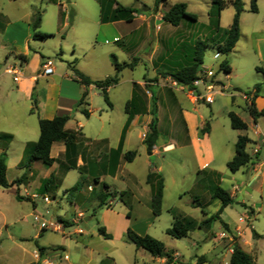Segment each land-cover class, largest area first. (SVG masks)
<instances>
[{
	"label": "rangeland",
	"instance_id": "obj_1",
	"mask_svg": "<svg viewBox=\"0 0 264 264\" xmlns=\"http://www.w3.org/2000/svg\"><path fill=\"white\" fill-rule=\"evenodd\" d=\"M117 1L123 6L134 7L138 10L137 19L133 23H123V28L125 31H132L140 27L137 32V36H140V51L133 52L131 48H122L116 43H104L101 39L98 40V28L101 24L99 22L97 0H12L7 2L4 11L14 25L7 29L5 34L0 32V73L14 61L12 55L14 49L13 46H10V43L16 38L15 27L19 28L18 38L21 42L24 38L23 22L30 18L35 9H40L42 12L40 30L53 35V37L47 40H34L30 37L31 44L34 46L29 55V68L31 70L39 68L38 57L34 55V52L41 54L46 60H52L54 68L58 71H67L68 63L76 60L74 66L81 72H88L96 80H104L115 75L112 55H115L120 63H133L131 68L124 70V76L125 78L140 80L144 85H147L149 109L155 108L157 114V128L159 131L157 146L161 147L159 148L160 154L150 158V164L152 166H161V173L165 180L161 215L154 218L149 228L146 225H141L148 218V214H151L150 200L152 195V190L144 183L147 174L145 163L147 154L142 143L138 142L134 145L135 151L138 153L136 161L133 164L125 163L122 169V172H131L133 174V181L119 179L113 182L108 179V182L118 190H124L126 186H130L131 188H136L140 194L146 193L149 205L143 204L140 206L137 199L133 201L135 205L133 231L145 232L147 230L146 232L150 236L164 243L168 250L178 252L179 254L175 256L174 252H171L173 264L195 263L196 255L202 257L205 255L207 257L208 261L202 264H218L219 260L213 254V247L216 244H221L223 248L225 247L220 264H229L228 248L232 241H229L230 237L227 234L228 225L225 222L227 228L220 222H216L210 231L197 227L187 237L182 239L172 238L166 233L173 224L174 215L187 216L199 223L215 215L221 202L212 200L211 193L207 188L204 189L206 185L197 181L198 169L192 158L181 163L174 159L173 154L163 152L162 146L169 140V130H176L179 134L184 132L186 124L183 119L182 109L191 107L193 99L189 97L188 91L173 86V81L160 79L156 74L169 72L173 66L172 63L181 60V52L179 50L188 49L198 40L208 43L204 55V65L213 69L216 79L222 81L221 84L226 86V88H224L223 93H218L214 96L212 105L201 102L196 104L197 115H201L210 125L211 144L215 156V163L211 168L215 166L217 170L224 173L219 185L228 192L233 191L237 182L234 180L235 174L231 173L226 166V151L234 152V144L238 136L241 135V131L231 128L228 114L233 111L242 120L250 122V114L246 103L242 101V97L244 94L253 91L256 85H260V89L264 87V75L257 70L258 68H263L264 64L259 61L258 57L256 58L255 51L258 50V47H252V41H254L255 45L256 39H264V0L257 1L258 13L251 12L250 0H241L244 4V11L240 19V39L235 50L228 55H222L218 60L214 59V55L218 52L217 45L222 40L220 36H216L214 26L210 24V12L213 10L211 0H168L157 8H155L156 0ZM178 3H186L188 12L197 15V22L185 21L179 27H174L169 23L165 25L162 24L163 22L160 24L156 23V19L157 21L161 20L158 17L163 16L172 5ZM61 5L65 7L67 26H63L59 22ZM234 15L235 10L231 5L221 12L219 21L223 30L231 27ZM61 43L64 45L63 52L65 54H61L59 49ZM3 46L4 49L2 50L1 47ZM164 54L167 59L159 61L158 59ZM134 59L136 60L134 61ZM224 60H227L234 69L229 80H226L228 74L219 68ZM156 67L158 71L155 73L154 68ZM120 76L119 74V79ZM9 77L4 78L2 83L4 98L7 95V91L16 90V84L12 77ZM45 81L46 79L41 80V84ZM38 89L40 87L36 88L34 99H36ZM125 90L126 86L123 84L112 92L111 96L115 103L114 109H111L106 104L100 91L97 89L92 90L87 99L89 102L87 108L93 112L90 116L91 118H86L81 112H78L77 119L86 123L87 130H95L99 123V116L102 114L109 123L106 124V128L111 133H114L113 131L118 127L120 119L124 116L123 103L119 100ZM232 96H237L235 103H233ZM33 102L22 101V106L18 109V113H31ZM100 108L106 112L102 113ZM2 113L7 114L5 112ZM39 115V111L34 110L28 116L29 122L26 125L31 130H35L36 134L39 132ZM0 129L18 132L14 138L8 135L0 138V144L4 145L3 148L8 157L7 180L12 183L26 172L24 168L19 166L24 154L21 142L32 137L23 134V132L19 133L17 127L9 128L7 121L3 117L2 119L0 118ZM253 146V144L248 145L249 152L252 151ZM46 171L47 166L39 161L35 166L36 177L32 185L25 188L28 184L27 179H25L22 184L24 187H22L21 191L19 187L14 192L16 186L0 189V264H29L32 260L31 253L37 250L35 242H43L46 246H64L65 253L70 260L61 262L58 259L57 263L54 259L53 264H85L88 258L80 255L75 247L83 251L88 242H91L89 248L93 250V256L96 258L106 253H115L117 254L116 256L119 255L117 258L120 261L123 260V264H160L159 261L153 260L154 257L148 251L141 250L137 252L134 244L127 238L125 231L127 219L125 217L116 222L117 218L125 215L127 211V208L121 203L119 198L112 200L113 206V203L107 202V208L111 209L103 214L108 222V231L112 235L110 240H106L99 235L98 230L104 226V220L98 213L99 207L97 205L95 206L98 211L96 214H94L93 207H88L84 211L85 216L91 217V220L87 222L78 221V224H80L78 228L85 232L83 237L69 235L77 226L69 230L65 229L64 234L56 232L53 228L41 229L44 221L58 224L59 216L69 218L77 216V213L72 209L70 201L64 197L63 189H58V191L47 195L51 201L49 204L44 201L43 195L36 190L40 179L45 176ZM236 177L245 179L246 176L239 172ZM86 179L85 175L74 170L67 176L63 187L73 186L77 180L84 183ZM92 182L96 186L94 180ZM87 191L92 192L93 190L88 188ZM34 192L37 193L34 194ZM17 195L23 199L17 200ZM92 195L89 202L93 197H97L96 193ZM238 199L239 201L245 200V204L248 207H253L258 215L252 226L256 232L263 235L259 249L264 258V186L262 192L252 188L244 189ZM56 200L59 201L60 205ZM125 200L130 201L128 197H125ZM197 203L202 208L197 207ZM33 205L37 206L34 208ZM202 209L207 213V216L203 214ZM245 211L244 205L234 203L226 209V214L232 221L237 222ZM36 216L41 218L39 222L35 220ZM247 221L250 224V221ZM60 229L63 230V228ZM41 231L44 233L41 238H38ZM223 234L225 236H222ZM212 239L214 240L213 242L211 241ZM200 259L201 257L197 261L199 264L201 263ZM102 264L109 263L105 261Z\"/></svg>",
	"mask_w": 264,
	"mask_h": 264
},
{
	"label": "crops",
	"instance_id": "obj_2",
	"mask_svg": "<svg viewBox=\"0 0 264 264\" xmlns=\"http://www.w3.org/2000/svg\"><path fill=\"white\" fill-rule=\"evenodd\" d=\"M11 1L12 0H0V32H3V34H5V31L7 29H9L12 25H14L12 21L9 19V17L6 16V13L4 11L5 10L4 7L7 4V2H11ZM59 13H60L59 14L60 24L61 25L63 24V26H67L68 24L67 14L65 12L64 6L61 5V9ZM137 14H135V20L137 19L136 18ZM32 16L33 14L30 16L28 20L23 22L24 38L21 42L19 41L18 38L19 28L15 27L16 38L10 43V46H13L14 49L12 52L14 61L12 62V64H10V66L6 67V69L2 73H0V118L2 119L3 117V119L7 121L9 128L17 127L19 133L23 132V134L32 137L31 139L28 140L26 139L23 142H21L24 151L21 160L22 162L25 157L26 149L29 148L31 144L36 143L40 136V131L38 132V134H36L35 130L33 129L31 130L26 126L27 123L29 122L28 116L31 115L32 112L18 113V109H20V107L22 106V101H34L33 109L39 111L40 114L39 118L51 120L59 116H68L70 119L66 123L65 129L70 132L80 133V139L76 143V148L74 152L69 155L66 154V146L63 142H55L53 144L51 149V157L55 160V162L52 166L47 167L45 176H43V178L40 179V183L38 184L36 189L38 192L42 194L41 186L43 181L49 178L52 174L55 175L56 176L55 185H58L59 188L55 189L54 191H58V189H63V192L65 194L64 197H66V199L70 201L72 209L75 211V213H77V216H73L71 218L65 216H59V217H63V219L65 220H68L71 226L64 227L63 224L58 222L59 230H55V231L62 232L64 234L65 229L69 230L77 226L75 230L69 233V235L83 237L85 235V232H83L82 229L78 228V226L80 225L78 224V221L83 220V222L84 221L87 222L91 220V217L85 216L84 211L88 207H93L92 209L94 211V214H96L99 211L98 213L102 217V220H104L103 222L104 226L102 227L105 228L107 234L111 235V233L108 231V222L103 216L104 212H107L111 208H107L106 205L103 208H99V210L97 211L95 207L96 205L97 207H99V201L97 197L96 198L93 197L89 202V199L91 198V196H93L92 194L96 193L98 195V193L103 190L104 184H106L109 186V190L111 192L114 191L117 193H121L127 191L130 195L129 196L130 201H128V203L130 204V208H128L124 204V202L120 200L121 203H123V205L127 208V211L125 212L126 216L122 215L120 218H117L116 220L117 222L122 217H125L127 219V223L125 225V227H127L125 230L127 233L128 229L133 230L134 227L133 226V222L135 220L133 219V214L135 211V205L133 204L134 199H137L140 206L143 204L149 205L147 195L146 193L140 194L139 192H137L138 190L136 188H131L130 186H126V189L124 190H118L114 186H112L110 182H108V179H111L113 182H116L119 179L122 180L127 179L129 181L130 180L133 181L134 179V176L131 172L125 173L122 172V169L125 163L133 164L138 158L137 155V157L132 162H127L124 159V155L127 152L135 151L134 145L137 144L138 142L142 143V145L145 146L144 140L149 130V124L152 120V115H151L152 110L149 109V104L147 99V93H148L147 85L146 84L144 85L142 81L135 80L134 78H125L124 70L126 69H124L120 73L121 76L119 79V83L115 86L110 87L107 90L109 100L111 99L110 108L114 109L115 103L111 96L112 92L123 84L126 86L125 93L122 95L121 99L119 100L120 102L123 103L124 116L120 119V123L118 127L116 128L115 131H113L114 133H111V131L106 128V124H109L108 121L104 119V116L101 114L99 116V123L97 124L96 129L87 130L86 123H84L82 120L77 119L78 112H81L78 109V105L85 92H87V94L89 95V93H91V91L94 89H97L98 91L100 90L93 84L89 86H85L76 80V77L74 75V70H78L76 66H74L76 60L75 62L68 63L67 71L65 70L58 71L57 69L54 68L55 71L52 75L48 77H42L41 76L42 65L48 61H50L53 65V61L46 60L44 59V57H42L41 54H37V52H34V55L38 57L39 68L37 67V69H33V70L29 68V62H30L29 55L32 51V48L34 47L32 46L30 41V37L32 38V35L30 34V21ZM158 18L163 20V16H160ZM99 22H100V6H99ZM123 23L126 22L117 21L106 24L100 23L101 25L98 28V34H97L98 40L101 39L102 42L104 43H116L122 48H126V47L131 48L133 52L140 51L141 50L140 36H137V32L140 27L132 31H125L123 28ZM156 23H157V19H156ZM162 24L165 25L166 22L163 20ZM42 32L47 33L43 30ZM240 34H241V29H240ZM130 37L131 39L129 40ZM255 41H256L255 45H254V41H252L253 43L252 47L254 46L258 47V50L255 51L256 58L258 57L259 61H261L264 64V39L258 38ZM237 44L238 42L236 43L233 50H235ZM63 47L64 45L61 43L59 46L61 54H65L63 52ZM1 49L3 50L4 46L1 47ZM16 64L22 65V77L19 80V82H14L16 84V90L12 89L11 91H7V95L4 98L2 94V91L4 92L2 88V83L4 82V78L10 76L13 79V76L8 74L6 70L9 67H12ZM229 65L231 67V72L226 76V80L230 79V75L233 73L234 70L230 63ZM154 66H156V64H154ZM259 69H264V67ZM154 70L156 73L158 71V68L156 67L154 68ZM81 73H83L93 82L102 81V80H96L95 78L90 76L88 72H81ZM156 75L160 79H165V80L169 79L173 81L169 76H163L161 72H159ZM43 79H46V81L41 84V80ZM218 81L219 83H222V81L220 80ZM172 83H174V81ZM37 87H40V89L37 90L36 99H34L35 90ZM224 88H226V86H224ZM263 90L264 87L263 89L259 88V90L256 93V96L254 97L255 106L258 111H264ZM135 92H137L138 95L142 97V99L144 100L147 109V114L144 115L138 114L131 119L123 140V146L121 148V154L119 156L118 165L116 166V170L113 171L115 157L114 155H112V152L114 150H117L120 146L122 133L129 119V115L126 113L125 107L126 104L132 100ZM188 95L191 99H193V103L191 107L189 106L185 109H182L183 119L185 121L186 128L184 132L180 134L177 133L176 130H171V131L169 130L168 132L169 140L166 144L162 146V150L163 152L173 154L175 157L174 159H176L177 162L180 161L182 163L192 158L193 161L196 163L198 169L197 181L205 184L206 186L204 189L207 188L208 191L211 193L210 191L211 188L214 185H219L224 173L222 171L217 170L215 166L211 168V166L215 163V156L211 144L210 125H209V131L205 134H202L201 129H203L206 126V123L209 122L205 121V119L201 115L199 116L197 115L198 109L196 104H198L199 102L195 101V99L189 93ZM236 97L237 96H232L233 103L236 102L235 101ZM251 97H253V95H251ZM242 101H244L245 103L248 102L243 97H242ZM88 106H89V102L85 108L90 112V116H91L93 112H91L87 108ZM100 111L102 113L106 112L104 109H101ZM2 112H5L7 114H3ZM90 116L89 118H91ZM243 121L247 124L248 129L246 131H241V135L247 136L251 140L250 144L254 145L253 146L254 148L252 149L251 152L248 151V146H247V152L252 156L253 150L255 148L261 147V137L264 134V115L259 117L256 122H254L251 115H250V122H247L245 120ZM73 122H75V124H73ZM236 131H240V130H236ZM17 134L18 132H14L12 130L0 129V138L3 135H9L14 138V136ZM158 141L159 139L157 140L156 146L153 149V154L151 157H155L160 154L159 148L161 146H157ZM3 147L4 145L0 144V154L3 151H5ZM145 151H146V146H145ZM226 154H227V158H226V166H227V163L235 155V144H234V152H230L228 150L226 151ZM146 156L147 159L145 163H146V171H147L146 178H147V175L152 169L161 172L162 168L161 166H152V164H150L151 157L148 156V154ZM39 161L40 160H36L32 163L31 172L26 176L28 184L27 186H25V188L32 185V183H34V179L36 177L35 166L39 163ZM74 164H76L77 168L68 171L67 167ZM74 170L79 171L81 174L85 175L87 177L86 182L83 183V187L79 192H66L68 189L72 188L77 182H81L80 180H77L73 186L63 187L65 180L67 179V176ZM239 172H241V174H245L246 176L245 179H240V177L239 178L236 177V174ZM234 174H235L234 180L237 182V185H235L233 191L231 192L229 191V193L231 197L234 199V203H241V205H244L246 211L243 215L240 216L237 222L232 221L226 214V209L229 206L224 208L221 214V219L228 225L227 234L230 237L229 241H232V243L229 245L228 248L229 263L232 255L233 245L238 244L242 250H244L246 253L250 254L253 257L254 259L253 264H264V258L261 254L262 252L259 249L263 235L256 232L255 228L252 226L253 221L256 219L258 215L256 211L253 209V207H248L245 204V200L239 201L238 199V196L241 194V191L247 188L257 189L259 192L263 191L264 147L260 148L258 155L252 156V161L247 166L241 168L238 172ZM95 179H99V182L97 183ZM92 180H94L96 186L93 185ZM144 183L146 186L149 187V189H151V187L148 184H146V180ZM89 186H92V190H93L92 192L87 191ZM22 187L24 186L23 185L20 186L19 188L20 191ZM16 190H18L17 187L14 188V192ZM35 193L37 192H34V194ZM47 195L48 194H45L43 196H47ZM54 196L56 198L55 194ZM108 202H111V204L113 203L112 200H109ZM57 203L60 205L59 201H57ZM113 205L114 203L112 204V206ZM33 206L35 208L37 205H33ZM220 208L221 205L219 206V209ZM150 209H151V205H150ZM128 213H130V217L127 216ZM155 217L156 216L153 214L151 209V214H148V218L146 219V221H143L141 225L142 224L144 226L146 225L149 228L153 223ZM247 217L249 218L248 220L250 221V224H248ZM109 225L113 227L110 223ZM60 228H63V230H61ZM146 231L147 230H145V232H139L138 230H135V232L138 233L139 235H149L148 232ZM253 231H255L256 234L258 235L257 237H254ZM43 233L44 232L41 231V234L39 235L38 238H41ZM211 241L213 242L214 240L212 239ZM90 243L91 242H88L86 244L85 250L83 251H81L78 247H75V249L78 251L80 255H83L86 258H88V261L85 264H102L105 261H107L109 264L124 263L123 260L120 261L119 258H117L119 255L116 256L117 254L115 253L112 254L106 253L103 255H99L97 258L94 257L93 250L89 248ZM35 245L37 247V250L31 253L32 260L30 261L29 264H51L54 263V259L56 260L57 263L59 261L58 259H60L61 262L70 260L69 256L65 253L64 250L65 248L63 245L46 246L45 244H43V242L41 243L35 242ZM38 247H43L44 250L40 251ZM224 248L223 245L221 244H216L213 247L214 257L217 260H219L218 264H220V259L222 257V252L224 251ZM141 250L143 249H137V252H140ZM166 250L168 252H174L173 253L174 256L179 254L174 250H168L167 248ZM88 254H90V256H88ZM195 257H196L195 263H187V264H199L197 261L200 257H201L200 264L206 263L208 261L205 255H203V257L196 255ZM153 260L159 261L160 264H168L166 258L154 257ZM145 264H150V263H145ZM170 264L173 263L171 262ZM174 264H185V263H174Z\"/></svg>",
	"mask_w": 264,
	"mask_h": 264
},
{
	"label": "trees",
	"instance_id": "obj_3",
	"mask_svg": "<svg viewBox=\"0 0 264 264\" xmlns=\"http://www.w3.org/2000/svg\"><path fill=\"white\" fill-rule=\"evenodd\" d=\"M100 6V23H112L117 21H124L126 23H132L135 20V14L138 13V10L134 7H128L121 5L117 0H97ZM168 0H156L155 8L160 4H165ZM213 4V10L210 12V24L214 26L216 36H220L222 40L218 45V51L222 55H228L234 49L236 43L240 38V18L244 11L243 3L241 0H211ZM258 0H250V10L253 13L258 12L257 7ZM231 5L235 10V15L233 18L232 25L229 29L223 30L220 27V14L221 12ZM188 6L186 3H178L172 5L168 11L163 15V20L166 23L171 24L174 27H179L183 22H197L198 18L196 14L190 13L187 10ZM42 23V12L40 9H35L32 20L30 23L31 35L34 40H47L53 35H49L40 30ZM208 47V43H205L202 40H198L195 44L191 45L188 49L183 48L179 50L181 52V60L172 63L173 66L170 68V71L167 73H161L163 76H169L174 82L179 85H183L186 88H191L192 83L197 79L199 70L204 64V55ZM166 60L167 57L162 55L158 60ZM136 59H134L135 61ZM112 65L115 69V75L113 77H108L102 81H91L87 76L81 73L78 70H74V75L76 80L85 86L91 84L95 85L102 93V96L106 104L111 107L107 90L119 83V74L126 68H131L133 63H120L117 60L115 55H112ZM221 69L226 73L230 74L231 67L227 60L222 61L220 65ZM260 73L264 75V69H257ZM260 85H256L253 91L247 93L246 95L251 97L247 104V109L254 122L257 121L259 117L264 115V111H258L254 97L256 96L257 91L259 90ZM88 94L85 92L81 101L79 102L78 109L81 113L89 118L90 112L85 108L88 105L87 102ZM126 113L129 115L128 122L123 130L120 146L117 150L112 152V155L115 157L113 171L116 170L118 165L119 156L121 154V148L123 146V140L126 134V130L130 124L131 119L138 114L144 115L147 114V109L145 102L138 95L137 92L134 93V96L131 101L126 104L125 107ZM32 113L34 110L32 109ZM152 120L149 124V132L146 135L144 144L146 146V151L148 156H152L153 149L156 146L159 131L157 128V114L155 108L151 111ZM230 119L231 128L234 130L246 131L248 129L247 124L234 112L228 114ZM70 118L68 116H59L51 120L39 118V131L40 136L36 143H33L25 151V157L20 163V167L26 170L25 174L14 180L12 183H9L7 180V171H8V157L7 153L3 151L0 154V189H8L10 187L16 186L19 188L24 180L26 179L27 174L31 172L32 163L36 160L42 161V163L50 167L54 164L55 160L51 157V149L55 142H63L66 146V154L69 155L74 152L76 148V143L80 139V133L70 132L65 129V125ZM209 131V123H206V126L201 129V133L205 134ZM6 136V135H3ZM9 136V135H8ZM11 137V136H9ZM251 143V140L244 135L238 136L235 143V155L227 163V167L231 173L238 172L241 168L247 166L252 161V156L247 152V146ZM138 153L136 151L127 152L124 155V159L127 162H132ZM76 164L68 166L67 170L76 169ZM96 182H99V179H95ZM56 183V176L51 175L49 178L45 179L42 183L41 189L42 194H49L55 189L59 188ZM146 184L151 187L152 197H151V209L155 216H160L162 213L163 197H164V187L165 180L163 174L156 170H151L146 178ZM83 187L82 182H77L72 188L68 189L66 192H79ZM211 196L214 200H219L221 202V208L217 213L211 217H208L197 223L190 217L182 215L173 216V224L171 228L167 230V234L175 239H182L188 236V234L195 228L205 229L210 231L213 224L220 222L224 226L227 225L221 219V214L223 209L234 204V199L231 197L230 193L223 189L220 185H214L211 188ZM129 193L127 191L117 193L111 192L109 186L104 184L103 190L98 193L97 199L99 201V208H103L107 205L109 200L119 198L124 204L130 208V204L125 197L129 198ZM17 200H22L23 198L19 195L16 196ZM196 202V200H195ZM197 207L202 208V206L197 203ZM203 214L206 216L207 213L202 209ZM130 217V213L127 214ZM59 222L63 224L64 227L71 226L68 221L63 219V217L58 218ZM99 234L104 239H111L112 236L106 233L104 227H100L98 230ZM127 238L134 244L136 249H143L148 251L153 257L166 258L167 263L172 262L171 252L166 250V246L161 241L150 235H139L132 229L127 230ZM254 237H257L255 231H253ZM40 251H43V247H38ZM233 252L230 258L229 264H253V257L246 253L238 244L233 245Z\"/></svg>",
	"mask_w": 264,
	"mask_h": 264
},
{
	"label": "built area",
	"instance_id": "obj_4",
	"mask_svg": "<svg viewBox=\"0 0 264 264\" xmlns=\"http://www.w3.org/2000/svg\"><path fill=\"white\" fill-rule=\"evenodd\" d=\"M221 56H222L221 52L218 51L214 55V59L218 60V59H220ZM219 68L221 69L220 66H219ZM54 71H55V69H54L52 63L50 61H48L42 65L41 76L42 77H48V76L52 75L54 73ZM6 72L13 76L14 82H19V80L22 77V65L16 64L12 67H9L6 70ZM173 86H177L181 90L188 91V93L195 99V101L202 102V103H205L207 105H212L214 103V96L218 93H223L225 90L224 86L221 83H219V81L216 79V74L213 71V69L211 67L205 66L204 64L201 66L199 73H198V77L192 83L191 88H186L185 86L179 85L176 82L173 83ZM243 98L246 101H249V99H250V97L247 96L246 94L243 95ZM261 147H264V134L261 137ZM261 147L255 148L253 150L252 156L258 155ZM89 189L92 190V186H89ZM34 197H36V195H34ZM43 199L47 204L51 203L48 196H43ZM248 219L249 218L247 217V220ZM35 220L37 222H39L41 220V218L39 216H36ZM41 227H42V229L43 228H53L54 230H59L58 224L52 223V222L44 221ZM222 236H225V234H223ZM232 252H233V250H232ZM51 264H53V263H51Z\"/></svg>",
	"mask_w": 264,
	"mask_h": 264
},
{
	"label": "water",
	"instance_id": "obj_5",
	"mask_svg": "<svg viewBox=\"0 0 264 264\" xmlns=\"http://www.w3.org/2000/svg\"><path fill=\"white\" fill-rule=\"evenodd\" d=\"M161 22H163V20L157 21V24H160Z\"/></svg>",
	"mask_w": 264,
	"mask_h": 264
}]
</instances>
